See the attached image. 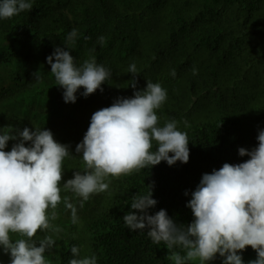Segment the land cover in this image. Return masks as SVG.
I'll use <instances>...</instances> for the list:
<instances>
[{
  "label": "trees",
  "instance_id": "16d2710c",
  "mask_svg": "<svg viewBox=\"0 0 264 264\" xmlns=\"http://www.w3.org/2000/svg\"><path fill=\"white\" fill-rule=\"evenodd\" d=\"M73 29L78 33L74 43L67 39ZM55 47L68 50L77 65L95 58L110 69L103 91L84 97L81 88L75 103H65L46 62ZM133 63L135 89L128 72ZM146 81L167 91L156 110L158 122L163 126L175 120L187 133L188 162L169 166L161 161L109 176V188L81 206L63 184L74 171L85 169L75 146L91 115L118 98L132 97ZM13 127L48 129L73 155L62 165L61 203L49 209L56 213L52 229L60 231L38 230L32 237L55 240L44 254L49 264H68L73 245L81 258L95 255L97 264H174L169 259L173 252L184 255L179 247L154 244L146 232L127 229L122 217L134 195L151 189L157 204L149 215L164 209L175 223L187 226L194 217L186 205L202 174L249 159L239 156L238 149L255 147L264 129V0H34L31 11L0 20V132ZM16 142L8 141L5 151ZM64 198L77 207L75 224ZM242 258L247 264L256 253L246 246ZM9 261L0 250V264ZM210 264H222V258L217 254Z\"/></svg>",
  "mask_w": 264,
  "mask_h": 264
},
{
  "label": "clouds",
  "instance_id": "9594fccd",
  "mask_svg": "<svg viewBox=\"0 0 264 264\" xmlns=\"http://www.w3.org/2000/svg\"><path fill=\"white\" fill-rule=\"evenodd\" d=\"M33 3L0 0V20L31 11ZM77 38L76 29L68 33L69 41L74 43ZM46 62L56 85L63 89L65 103H75L81 88L84 97L103 91L102 84L111 78V70L95 58L77 65L61 47H55ZM128 72L135 89L138 74L134 63ZM171 75H176L174 70ZM166 98L167 91L159 83L146 81V87L134 91L132 97L118 98L111 106L95 111L82 141L75 146L85 169L74 171L63 190L80 198L82 206L92 194L109 188L110 182H105L109 176L128 175L161 161L169 166L178 161L187 163V133L177 128L175 120L163 126L158 122L156 110ZM256 139L258 144L251 150L238 149L239 156L249 157L247 161L224 163L218 170L202 174L186 205L194 217L190 224L175 223L164 209L149 215V209L157 204L149 189L131 199L130 210L122 217L126 228L146 232L154 244L163 242L169 250L179 247L184 255L173 252L169 259L174 264H210L217 254L222 264H245L242 252L246 246L256 253V259L247 264H264V129ZM10 140L17 142L5 151ZM25 142L30 143L25 146ZM70 156L69 146L56 141L43 127H13L0 132V250L9 255V264H49L44 254L55 240L51 235L38 242L32 237L38 230L60 231L52 229L50 220L56 213H49V209L55 210L61 203L62 165ZM63 204L71 212L72 223H77V207L68 198ZM12 233L22 238L13 240ZM70 250L74 258L68 264H97L95 255L81 258L78 246Z\"/></svg>",
  "mask_w": 264,
  "mask_h": 264
}]
</instances>
